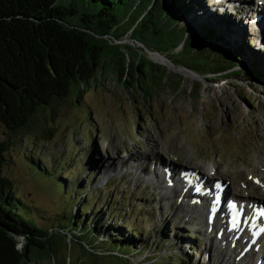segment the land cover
Here are the masks:
<instances>
[{
    "label": "rangeland",
    "instance_id": "374dc122",
    "mask_svg": "<svg viewBox=\"0 0 264 264\" xmlns=\"http://www.w3.org/2000/svg\"><path fill=\"white\" fill-rule=\"evenodd\" d=\"M232 1L236 0L190 2L193 10L185 22L192 29L214 25L227 43L221 41L222 48L229 54L236 47L247 46L241 53L243 69L236 67L241 77L235 70L221 75V81L184 76L181 92L165 88L145 100L142 91L119 84L114 75L102 76L81 98L72 95L55 113L46 111L38 116L37 130L24 135L30 141L29 153L43 159L50 175L37 172L33 166L30 175L18 159L6 163L4 175L42 218L59 213L61 203L65 207V197L70 201L61 181L67 176V191L75 197L73 213L77 205L87 204L92 208L87 223L103 228L108 239L122 236V244L132 249L121 252L124 259L112 255L111 250L109 256L102 257L100 254L108 250L92 252L76 244L69 252L68 241L64 245L58 236L54 238L55 258L27 264H80L81 258L82 264H162V257L174 264H219L215 245L227 253L221 258L223 264L259 263L256 255L245 260L236 257L246 249L243 244L233 252L234 247L225 241L211 239L212 231H204L200 225L208 218L207 210L180 205L178 192L164 189L167 184L160 179L152 185V179L146 178L149 164L154 173H166L155 170L159 159L177 168V175L178 169L189 172L187 175L209 177L216 172L218 185L229 182L235 193L252 194L251 199L258 200L256 196L263 192L254 179L263 175L264 161V36L259 33L260 25L246 21L252 19L242 21L246 8L234 10L242 5L230 4ZM232 18L235 23L230 25ZM249 70L259 76H251ZM169 72L173 77L180 75ZM6 139L7 133L0 127V141ZM25 142H20L22 148H26ZM11 150L13 153L14 148ZM26 155L23 152V160ZM137 164L142 166L134 168ZM105 171L110 173L108 177ZM85 187L89 194L86 202L80 195ZM41 222L50 224V219ZM83 240L92 243L90 235Z\"/></svg>",
    "mask_w": 264,
    "mask_h": 264
},
{
    "label": "trees",
    "instance_id": "16d2710c",
    "mask_svg": "<svg viewBox=\"0 0 264 264\" xmlns=\"http://www.w3.org/2000/svg\"><path fill=\"white\" fill-rule=\"evenodd\" d=\"M190 2L195 0H0V127L7 133V139L0 141V264L55 258L58 236L64 245L68 241L69 252L73 244L92 252L108 250L102 257L111 250L124 259L122 253L131 251V246L122 244V236L108 239L103 228L87 223L92 211L87 204L77 205L73 213L75 197L67 191V176L61 181L70 201L65 197L59 213L42 218L3 170L18 159L30 175L33 166L49 176L43 159L29 153L30 141L24 134L37 130L40 114L55 113L72 95L81 98L102 76L114 75L119 84L142 91L145 100L165 88L182 91L184 75L171 76L169 64L212 81H221L220 76L231 70L241 77L236 67H241L247 46L229 54L213 24L189 28L185 19L193 10ZM153 54L164 57L167 64L152 59ZM80 195L88 201L86 187ZM43 219H50V224H42ZM86 235L91 244L83 240ZM160 262L174 264L165 257Z\"/></svg>",
    "mask_w": 264,
    "mask_h": 264
},
{
    "label": "bare ground",
    "instance_id": "6f19581e",
    "mask_svg": "<svg viewBox=\"0 0 264 264\" xmlns=\"http://www.w3.org/2000/svg\"><path fill=\"white\" fill-rule=\"evenodd\" d=\"M233 3H235V5H242L240 7L234 6L235 7L234 10L241 9L243 11V9L245 10L246 8L244 17L242 16V21L244 22V20H246L245 18L252 19V20H246V21L250 22L251 25L252 24H255L258 26L260 25L259 33L262 36H264V0H236V1L230 2V4H233ZM223 11L224 9H222V12ZM212 12H215V11L212 10ZM214 19H216V17H214ZM231 20H230V25H233L235 21L233 20V18ZM152 57L157 62L167 64L164 57L160 55L153 54ZM169 69L174 72L181 73L188 78L189 77H192V79L202 78L196 73L183 69L181 67H173L169 65ZM140 162L142 163V161ZM160 163L162 162L158 159L156 161L157 167L155 166L156 168L155 170L156 171L164 170L166 173L156 172L158 176H156V173L152 171V166L150 164L148 165L149 171L148 170L146 171L147 173L146 176H148L146 178H148L147 180H149L150 178V181L152 179V185L156 183L155 179L157 180L160 179L161 181L167 184L166 186H164L165 188L163 187L164 189H172L173 192L175 193L178 192V197L182 199V202L180 203V205H185L187 207L189 206L190 209L192 210L193 209L197 210V208L198 210L200 208H202L205 211L207 210L208 218L206 221H203L202 223H200V225L201 227L204 228L203 229L204 231H206L205 229L207 228H209L212 231L213 233L212 238H211L212 240L216 238V239L225 241V244H229V246L234 247L233 252H235L238 249V247L243 244L242 246L246 247V249L243 250V252L241 251L236 256L237 258L241 260H245V259L250 258L253 255H256L255 259L256 261L259 262L257 264H264V232L261 235H258V233L256 232L253 233L252 227L250 229L247 228L246 231L240 232L238 229H233L230 223V219L235 216L233 215V213L242 210L245 212V218L247 217L246 221L248 217L253 218L255 222L253 226L256 224L257 225L264 224V221L260 220V218L262 217L259 216L258 213L255 214L254 212H252L253 210L254 211L257 210L258 212L264 211V189H263V192L260 193V196H256L258 200H255V199H251V196H254L252 194H250L248 197V196H243L241 191H238L237 193H235L233 188H231V185L229 182L222 181V187H219L218 182L215 181V179H218L215 177L217 175L216 172L213 173V177H209L205 175H197L195 173H193L192 175H187L186 173L188 174L190 173L182 169L181 170L178 169L179 173L177 175V171H176L177 168L172 167L171 165H166L163 163L160 164ZM141 166L142 165L139 166V164H137L134 166V168L141 167ZM164 167H167V168H164ZM134 168H132L133 172L136 173ZM95 169L97 170L99 169V167L98 168L96 167ZM261 172H263V175L261 176V178L256 177L257 179H254V180L257 185L260 184L264 188V161L262 162ZM104 173L106 175L105 177H108V175L110 174L107 171H105ZM193 177L194 179L192 180ZM257 181H260V183H257ZM192 185H193L192 190H189V188ZM197 186H200L199 188L200 191L194 190ZM222 188H223V196L221 198L223 199V202L221 203L219 207L218 206L219 197L217 193L220 192ZM210 196H211V200H210ZM233 203L237 205V208L235 210L230 208V205ZM256 218L258 219L255 220ZM250 224L251 222H249L247 225H250ZM245 225H246V222L242 221L241 228H243ZM254 239L256 241L255 243H252ZM215 249H217V251L216 250L215 251L218 252L219 254V259H220L219 264H223L222 263L223 260H221V258L222 256H225L227 253L224 255L223 249L221 250V248L216 245H215ZM227 264H232V263L228 261Z\"/></svg>",
    "mask_w": 264,
    "mask_h": 264
},
{
    "label": "snow or ice",
    "instance_id": "6c2138e0",
    "mask_svg": "<svg viewBox=\"0 0 264 264\" xmlns=\"http://www.w3.org/2000/svg\"><path fill=\"white\" fill-rule=\"evenodd\" d=\"M257 183H260V181H257ZM197 191H200L199 188H197ZM230 208L235 210L237 208V205L235 203L230 205ZM242 214V210L240 212H237L236 215L233 217V220L231 222V226L233 229H238L240 226V222L237 217H239ZM259 216L264 217V211H261L258 213ZM261 232H264V228L260 229ZM255 243V241H253Z\"/></svg>",
    "mask_w": 264,
    "mask_h": 264
}]
</instances>
